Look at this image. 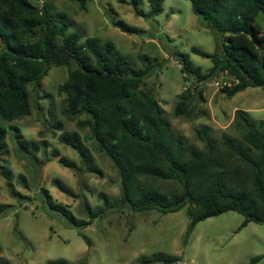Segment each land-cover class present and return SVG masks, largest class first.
<instances>
[{
  "label": "trees",
  "instance_id": "obj_1",
  "mask_svg": "<svg viewBox=\"0 0 264 264\" xmlns=\"http://www.w3.org/2000/svg\"><path fill=\"white\" fill-rule=\"evenodd\" d=\"M40 1L41 5L31 0H0L2 119L10 122L28 115V86L38 87L52 65H66L67 78L58 86L59 92L65 95L61 112L69 119L81 114L87 116L77 120V125L90 129L98 150L116 167L122 205L134 212L156 210L163 214L187 205L190 221L185 241L197 222L227 211L243 216L240 227L249 222L264 224L262 121L254 122L246 110L235 109L233 126L241 137L223 133L222 146L226 156L216 149L205 127L196 130L204 144L202 149L185 145L183 136L171 129L153 89L144 87L152 70L149 57H141L143 68L134 67L111 41L90 36L82 39L77 32H67L69 23L64 15L55 17L47 2ZM78 1L85 4V0ZM117 1L131 5L137 16L154 17L162 12L164 0H146L149 4L147 13L140 8L144 0ZM189 1L201 23L222 41L219 50L212 53L191 48L192 52L210 58L212 66L207 71L193 66L188 53L175 52L181 72L192 79L193 86L186 87L181 93L174 114L188 117L189 99L194 90L200 83L222 72L234 81L222 87L229 98L248 87L264 86V33L254 25L256 16L264 13V0ZM112 24L122 32H139L119 19L112 20ZM9 128L19 150L34 157L37 142L28 141L17 126ZM6 134L7 128L0 125V153H6ZM58 140L71 147L80 161L77 164L59 158L63 166L77 175L85 171L100 173L78 131L60 133ZM19 179L25 181L22 174ZM147 179H173L180 189L163 193L147 183ZM7 185L12 195L20 196L10 177H7ZM41 194L51 210L62 214L68 225L79 231L104 213V209H92L84 201L88 218H78L65 205L54 201L45 189L41 188ZM99 196L104 195L100 193ZM104 203L107 204L106 199ZM9 207L10 204L0 203V215ZM260 258L254 256L244 264H255ZM179 261H182L181 255L157 251L140 256L131 264H177ZM47 264L70 263L55 259Z\"/></svg>",
  "mask_w": 264,
  "mask_h": 264
},
{
  "label": "rangeland",
  "instance_id": "obj_2",
  "mask_svg": "<svg viewBox=\"0 0 264 264\" xmlns=\"http://www.w3.org/2000/svg\"><path fill=\"white\" fill-rule=\"evenodd\" d=\"M45 1L52 15H64L69 23L67 32H77L82 39L90 36L111 41L136 68L144 67L142 56L149 57L152 70L144 87L153 89L171 129L183 136L185 145L202 149L204 144L196 130L205 127L216 149L225 155L223 133L241 137L233 126L235 109L246 110L252 121H262L264 127V86L248 87L229 98L222 91L223 82L234 81L224 72L194 90L189 99V117L174 114L181 93L193 86L192 79L181 72L175 52L188 53L193 66L207 71L212 66L210 58L191 48L212 53L219 50L222 41L201 23L189 0H164L162 12L154 17L137 16L131 5L117 0H85L83 5L78 0ZM140 8L147 13L148 2L144 0ZM114 19L139 32H122L112 24ZM254 25L264 33V13L256 16ZM67 73L66 65H52L38 87L27 88L29 114L10 122L0 117V125L7 128L6 153H0V203L10 204L0 215V264H47L55 259L70 264H131L140 256L157 251L181 255L178 264H244L254 256H261L255 264H264V224L249 222L240 227L243 216L235 211L197 222L185 241L190 221L187 205L165 214L156 210L134 212L122 205L116 167L98 150L90 129L77 125V120L87 116L69 119L61 112L65 95L58 86ZM11 125L17 126L28 141L37 142L34 157L19 150ZM74 130L89 148L100 173L85 171L77 175L59 162V158H64L80 163L77 153L58 140L60 133ZM19 174L24 176V182ZM7 177L20 196L10 193ZM146 182L163 193L180 189L173 179ZM41 188L78 218H88L84 201L92 209H104L103 216L80 231L70 227L62 214L46 204ZM100 193L104 196L100 197Z\"/></svg>",
  "mask_w": 264,
  "mask_h": 264
},
{
  "label": "built area",
  "instance_id": "obj_3",
  "mask_svg": "<svg viewBox=\"0 0 264 264\" xmlns=\"http://www.w3.org/2000/svg\"><path fill=\"white\" fill-rule=\"evenodd\" d=\"M223 83H224V85H227V86L230 85L229 83H226V82H223ZM178 263H179V262H178ZM178 263H177V264H178Z\"/></svg>",
  "mask_w": 264,
  "mask_h": 264
},
{
  "label": "water",
  "instance_id": "obj_4",
  "mask_svg": "<svg viewBox=\"0 0 264 264\" xmlns=\"http://www.w3.org/2000/svg\"><path fill=\"white\" fill-rule=\"evenodd\" d=\"M0 42H1V38H0Z\"/></svg>",
  "mask_w": 264,
  "mask_h": 264
}]
</instances>
